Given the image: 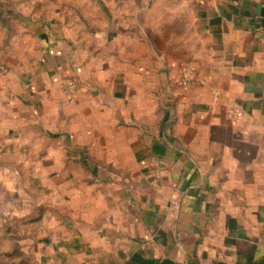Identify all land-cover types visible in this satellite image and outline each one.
<instances>
[{
	"label": "crops",
	"instance_id": "obj_1",
	"mask_svg": "<svg viewBox=\"0 0 264 264\" xmlns=\"http://www.w3.org/2000/svg\"><path fill=\"white\" fill-rule=\"evenodd\" d=\"M171 10L198 36L180 55L29 26L39 49L0 87V142L58 213L39 264H264V0ZM73 76L84 89L67 103ZM16 171L0 165V185L23 199Z\"/></svg>",
	"mask_w": 264,
	"mask_h": 264
},
{
	"label": "rangeland",
	"instance_id": "obj_2",
	"mask_svg": "<svg viewBox=\"0 0 264 264\" xmlns=\"http://www.w3.org/2000/svg\"><path fill=\"white\" fill-rule=\"evenodd\" d=\"M181 3L182 0H0V87L10 72L22 66V61L31 59L32 50L39 49L28 29L36 22L61 21L88 50L97 48L99 41L109 44L118 38L122 40L113 43L114 51L136 50L134 39L144 36L150 51H175L180 55V51L198 46L193 43L192 37L198 36L186 13L171 10ZM4 20L9 22L6 28L2 27ZM154 39L156 43H152ZM11 147L0 142V165L17 169L16 178L10 172L7 176L20 180L22 188L18 191L24 195L21 199L0 185V263L39 264L40 253L35 249L41 239L42 218L58 213L48 208L49 193L35 186L30 170L19 167L23 156L3 155ZM37 207L43 213L40 221H15L26 218L21 215L33 213Z\"/></svg>",
	"mask_w": 264,
	"mask_h": 264
},
{
	"label": "built area",
	"instance_id": "obj_3",
	"mask_svg": "<svg viewBox=\"0 0 264 264\" xmlns=\"http://www.w3.org/2000/svg\"><path fill=\"white\" fill-rule=\"evenodd\" d=\"M195 77V71L192 68H183L179 74L177 85L180 87L187 86ZM84 89V83L78 76L69 77L60 83V91L63 99L67 103H72L76 95ZM232 117L238 118L241 113L237 109H232Z\"/></svg>",
	"mask_w": 264,
	"mask_h": 264
},
{
	"label": "trees",
	"instance_id": "obj_4",
	"mask_svg": "<svg viewBox=\"0 0 264 264\" xmlns=\"http://www.w3.org/2000/svg\"><path fill=\"white\" fill-rule=\"evenodd\" d=\"M0 9H1V6H0ZM2 22V21H0ZM4 24H2V27L6 28L8 27V20H4L3 22ZM42 210L40 207H37L33 213H31L32 215L31 216H25L26 218H22V219H16L15 221H24V222H38L41 220L42 216H43V213L41 214ZM11 224V223H10ZM1 264V263H0Z\"/></svg>",
	"mask_w": 264,
	"mask_h": 264
}]
</instances>
